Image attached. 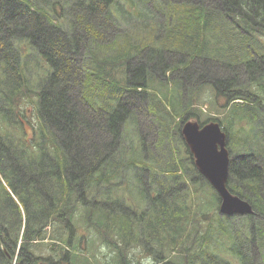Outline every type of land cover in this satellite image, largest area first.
I'll return each mask as SVG.
<instances>
[{"label":"trees","instance_id":"16d2710c","mask_svg":"<svg viewBox=\"0 0 264 264\" xmlns=\"http://www.w3.org/2000/svg\"><path fill=\"white\" fill-rule=\"evenodd\" d=\"M194 118L226 131L254 214L219 211ZM142 254L264 264V0H0V264Z\"/></svg>","mask_w":264,"mask_h":264},{"label":"water","instance_id":"95a60500","mask_svg":"<svg viewBox=\"0 0 264 264\" xmlns=\"http://www.w3.org/2000/svg\"><path fill=\"white\" fill-rule=\"evenodd\" d=\"M181 131L199 172L220 197L219 211L229 217L253 214V204L228 187L231 156L227 133L221 124L218 121L200 124L198 120L190 119L183 123Z\"/></svg>","mask_w":264,"mask_h":264},{"label":"rangeland","instance_id":"374dc122","mask_svg":"<svg viewBox=\"0 0 264 264\" xmlns=\"http://www.w3.org/2000/svg\"><path fill=\"white\" fill-rule=\"evenodd\" d=\"M159 22H160V25H162V18L159 19ZM180 74L183 76V73H180ZM211 106L212 105L208 101L198 105V107L202 110V118L203 119H205L208 116H211V115H214V114L217 113V111L212 108L213 106L212 107ZM194 119L197 120V118H194ZM182 127H183V124H182ZM152 140H153L152 137L148 138L149 142H151ZM183 141L185 142L184 139H183ZM185 144H186V142H185ZM82 234H84V235L88 234V231L82 230ZM229 245H230V243H229ZM248 255L249 256H255L256 259L258 258L257 256H259L258 252L256 250L255 242H253V241L251 242V247H250V250L248 251ZM224 256H230V253H229L228 249H225ZM105 257L103 255H99L97 258L99 260H100V258H103V260H104ZM133 257L135 259V262H137L136 260L139 261L138 264H163V262H161V261H160V263H156L154 261V256H146L145 254H142L141 256H133Z\"/></svg>","mask_w":264,"mask_h":264},{"label":"bare ground","instance_id":"6f19581e","mask_svg":"<svg viewBox=\"0 0 264 264\" xmlns=\"http://www.w3.org/2000/svg\"><path fill=\"white\" fill-rule=\"evenodd\" d=\"M183 128V127H182Z\"/></svg>","mask_w":264,"mask_h":264}]
</instances>
